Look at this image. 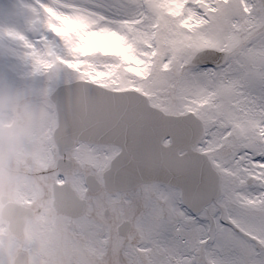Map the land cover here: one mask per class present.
<instances>
[{
  "label": "snow or ice",
  "instance_id": "6c2138e0",
  "mask_svg": "<svg viewBox=\"0 0 264 264\" xmlns=\"http://www.w3.org/2000/svg\"><path fill=\"white\" fill-rule=\"evenodd\" d=\"M0 264H264V0H0Z\"/></svg>",
  "mask_w": 264,
  "mask_h": 264
},
{
  "label": "rangeland",
  "instance_id": "374dc122",
  "mask_svg": "<svg viewBox=\"0 0 264 264\" xmlns=\"http://www.w3.org/2000/svg\"><path fill=\"white\" fill-rule=\"evenodd\" d=\"M0 104H2V102H0Z\"/></svg>",
  "mask_w": 264,
  "mask_h": 264
}]
</instances>
